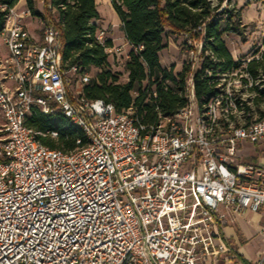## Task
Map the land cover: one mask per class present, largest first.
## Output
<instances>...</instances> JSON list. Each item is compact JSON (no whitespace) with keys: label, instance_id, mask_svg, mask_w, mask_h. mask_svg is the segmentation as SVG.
<instances>
[{"label":"built area","instance_id":"2783aa9c","mask_svg":"<svg viewBox=\"0 0 264 264\" xmlns=\"http://www.w3.org/2000/svg\"><path fill=\"white\" fill-rule=\"evenodd\" d=\"M30 15L14 5L0 28V264H219L227 214L264 210V165L237 162L239 142L264 144V116L240 123L257 84L246 64L206 68L214 93L199 103L202 41L187 38L184 106L147 112L156 92L142 83L117 112L84 96L89 77L65 68L59 29H29ZM126 44L128 60L141 47ZM37 110L60 113L84 143L42 144L26 123Z\"/></svg>","mask_w":264,"mask_h":264},{"label":"trees","instance_id":"16d2710c","mask_svg":"<svg viewBox=\"0 0 264 264\" xmlns=\"http://www.w3.org/2000/svg\"><path fill=\"white\" fill-rule=\"evenodd\" d=\"M19 0H0V28L8 8L18 4ZM44 13L36 9V0H25L26 8L32 16L40 17L46 23L54 24L60 31L62 41V60L65 68L75 66L80 73L93 72V76L83 86V94L89 100L101 99L114 106L115 111L126 109L133 102L132 92L140 91L142 83L146 88H154L156 98L147 103L145 109L150 112L158 107L162 115H172L184 106L185 81L190 73L189 65L184 61L179 72L162 67L159 52L163 49V39L168 33H179L193 41H202V62L200 69L193 75L194 92L197 101L203 102L214 93V88L204 76V70H227L238 67L226 44L224 35L242 36L244 26L236 10L229 8L230 0H110L116 13L125 40L133 47H141L137 52L130 50L125 62L126 81L120 82L118 74L108 65L105 47L111 46L106 39L101 45L96 37L98 27L93 23L99 18L95 0H42ZM224 3V7L222 4ZM55 11L53 18L51 12ZM247 73L254 82L264 76V50L257 59L246 63ZM255 94L250 100L259 110L264 90L258 84L248 89ZM244 124L251 122L253 110L248 104L241 106ZM247 115V116H246ZM264 111L259 110V117ZM256 118V119H257ZM33 129L36 139L45 146L65 153L74 151L79 145L77 139L84 138L81 131L73 126L60 113L43 114L36 111L27 121ZM57 129L58 136L52 137L49 131Z\"/></svg>","mask_w":264,"mask_h":264},{"label":"rangeland","instance_id":"374dc122","mask_svg":"<svg viewBox=\"0 0 264 264\" xmlns=\"http://www.w3.org/2000/svg\"><path fill=\"white\" fill-rule=\"evenodd\" d=\"M22 1V0H21ZM100 19L97 22L101 31L103 40L106 38L110 40L111 45L115 48H121V55L108 54L107 60L109 69L118 74L120 82H125L127 73L125 71L126 59L123 55L128 46L121 30L120 21L111 7L110 0H99L98 4ZM26 5H18L17 8H24ZM224 7V3L222 7ZM232 10H236L238 16L243 24L244 34L238 36L235 34H228L223 36L228 51L230 52L233 61L239 66L246 64V61L257 59L262 50H264V0H230L228 6ZM36 9L40 13H44V6L40 0H36ZM2 10V8H0ZM52 17H56L55 11L51 12ZM25 22L29 29L41 27L45 22L40 17L30 15ZM187 36L179 33H168L163 39V49L159 52V61L162 67L172 68V72L176 74L182 68L184 61L187 59L188 47L185 45ZM189 44V43H188ZM3 48L0 46V53H3ZM87 76L91 78L93 72H86ZM259 81H263L262 85L259 82V90H264V76ZM42 95V94H41ZM255 96V94H253ZM262 99L259 110L264 111V95H259ZM248 106L253 110L250 113L252 119L259 116V110L252 104ZM247 116V115H246ZM245 119L240 120L244 123Z\"/></svg>","mask_w":264,"mask_h":264},{"label":"crops","instance_id":"0c3cea01","mask_svg":"<svg viewBox=\"0 0 264 264\" xmlns=\"http://www.w3.org/2000/svg\"><path fill=\"white\" fill-rule=\"evenodd\" d=\"M25 5V0H19L18 5ZM98 14L99 0H95ZM100 19L94 20L97 25ZM237 162L264 165V144H253L241 141L237 146ZM264 210L260 212H245L244 214H227L226 223L221 228V239L229 247L226 256L219 264H254L264 251V238L261 234Z\"/></svg>","mask_w":264,"mask_h":264}]
</instances>
